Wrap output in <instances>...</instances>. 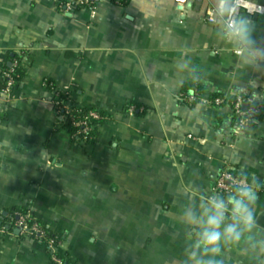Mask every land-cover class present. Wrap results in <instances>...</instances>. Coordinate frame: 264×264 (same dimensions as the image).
Here are the masks:
<instances>
[{"label": "crops", "instance_id": "1", "mask_svg": "<svg viewBox=\"0 0 264 264\" xmlns=\"http://www.w3.org/2000/svg\"><path fill=\"white\" fill-rule=\"evenodd\" d=\"M214 2L97 0L66 13L59 0H0V57L13 53L25 72L11 96L0 85V264H54L51 249L63 264H182L184 203L215 191L224 170L264 184V69L222 53ZM253 19L264 45V14ZM185 49L198 79L177 67ZM63 88L72 106L107 115L90 142L61 126ZM237 96L262 108L243 143L217 136L237 126ZM16 215L48 239L20 233ZM222 260L264 264V254L228 249Z\"/></svg>", "mask_w": 264, "mask_h": 264}, {"label": "clouds", "instance_id": "2", "mask_svg": "<svg viewBox=\"0 0 264 264\" xmlns=\"http://www.w3.org/2000/svg\"><path fill=\"white\" fill-rule=\"evenodd\" d=\"M211 15L212 34L222 53L246 72L264 69V45L255 39L257 25L253 17L257 13L248 9L242 12L240 0H215ZM177 67L191 79L199 78L190 50L181 53ZM249 86L255 88L257 82L250 79ZM246 124V119L241 120L234 128L219 130L217 136L236 135L243 143L247 139ZM262 189L264 184L259 179L241 170L227 190L199 194L184 203L178 212L186 245L182 264H223L228 249L264 254V225L260 223L264 213L258 214Z\"/></svg>", "mask_w": 264, "mask_h": 264}, {"label": "built area", "instance_id": "3", "mask_svg": "<svg viewBox=\"0 0 264 264\" xmlns=\"http://www.w3.org/2000/svg\"><path fill=\"white\" fill-rule=\"evenodd\" d=\"M97 0H59V5L62 10L66 13H74L76 11L91 8L95 9L94 4ZM192 0H175L177 6L185 7ZM93 6V7H92ZM241 11L246 9L251 10L254 13H257L255 16H260L264 14V7L257 3H250V0H240ZM212 20L211 13L209 14L207 21L210 23ZM21 60L15 61L13 69L1 73V79L4 80L3 85V95L6 97L11 96L13 89L19 83L13 76L14 68L21 67ZM194 98L192 99V101ZM213 103L216 106H221L226 103L225 99L216 98L213 100ZM229 103V102H228ZM54 109L56 115L60 118V124L64 127L66 124H70L71 127L75 129L73 134V139L78 142H89L93 139L99 125L95 123L105 122L108 117L103 112L92 109L85 113L86 108L74 107L71 105L69 97V88H63L62 90L54 89ZM247 104V109H243V105ZM233 111L235 121L240 124L241 120L246 119L247 125L256 121L260 115L262 108L258 105L253 104V102L244 101L241 96H237L236 100L230 103ZM238 174L232 172L231 170L222 171L216 181L215 191H225L231 185L234 178ZM264 192V189H262ZM30 216H20L19 220L15 222V228L19 230L20 233L24 235H31L38 239L47 240L46 232L41 228L37 223L29 224ZM50 243V248L54 247L52 241ZM51 258L54 264H63V260L51 249Z\"/></svg>", "mask_w": 264, "mask_h": 264}, {"label": "trees", "instance_id": "4", "mask_svg": "<svg viewBox=\"0 0 264 264\" xmlns=\"http://www.w3.org/2000/svg\"><path fill=\"white\" fill-rule=\"evenodd\" d=\"M2 60H3V62H2V64L0 65V85H4V80L3 79H1L2 77H1V73H4V72H6V71H9V70H11V69H13V65H14V62L15 61H19L20 60V58H18V56H16V55H14L13 53H7V54H5V55H1V57H0ZM10 63H12V66H9V64ZM13 76H14V78L18 81V82H20L23 78H24V76H25V72H24V70L22 69V67H17V68H14V74H13ZM216 98V97H215ZM214 98V99H215ZM232 101L231 102H234L235 100H236V98H232L231 99ZM89 110H92V109H85V113L86 112H88ZM96 125H103L104 124V122H99V123H95ZM64 128L67 130V131H69V133L71 134V136H73V134L75 133V129L73 128V127H71V125L68 123V124H66V125H64ZM94 136V135H93ZM90 142V141H89ZM19 218H20V216H19ZM19 219H18V216L16 215V216H14V218H12V221L14 222V224H15V222L16 221H18ZM33 223H36L34 220H31L30 219V221H29V224L30 225H32ZM9 229H13V226L11 227V226H9ZM46 232V231H45ZM47 234V233H46Z\"/></svg>", "mask_w": 264, "mask_h": 264}, {"label": "water", "instance_id": "5", "mask_svg": "<svg viewBox=\"0 0 264 264\" xmlns=\"http://www.w3.org/2000/svg\"><path fill=\"white\" fill-rule=\"evenodd\" d=\"M181 9H183V7H181ZM255 18H257L258 16H254ZM9 66H11V64H9ZM247 104L243 105V109H247ZM0 228H1V223H0Z\"/></svg>", "mask_w": 264, "mask_h": 264}]
</instances>
